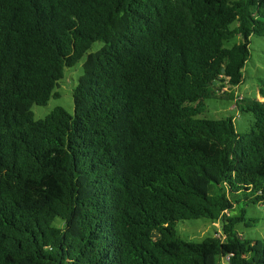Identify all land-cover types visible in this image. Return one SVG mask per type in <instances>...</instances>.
<instances>
[{
	"label": "trees",
	"instance_id": "obj_1",
	"mask_svg": "<svg viewBox=\"0 0 264 264\" xmlns=\"http://www.w3.org/2000/svg\"><path fill=\"white\" fill-rule=\"evenodd\" d=\"M252 35L264 0H0V264H264L236 228L264 206V77L247 131L199 116ZM84 55L73 112L34 119ZM197 218L221 230L178 235Z\"/></svg>",
	"mask_w": 264,
	"mask_h": 264
},
{
	"label": "rangeland",
	"instance_id": "obj_2",
	"mask_svg": "<svg viewBox=\"0 0 264 264\" xmlns=\"http://www.w3.org/2000/svg\"><path fill=\"white\" fill-rule=\"evenodd\" d=\"M239 41V37H234L227 45ZM101 42H95L88 51L98 49ZM84 55L76 64L71 67H65L63 78L59 81L56 90L60 96L58 98L51 97L45 105L33 104L31 111L34 119L43 118L54 107L62 106L67 112H73L72 90L75 87L78 77L82 74ZM264 77V35H252L249 42V56L243 68V81L237 87H229L227 82H221L223 85L221 91L217 95H221L223 99L209 98L204 101V112L200 117L221 118L232 116L236 129L239 132H245L252 124V116L248 112H241L235 107V100L241 98H254L257 96V83L259 79ZM232 91L233 98L228 99L226 93ZM220 97V98H221ZM232 97V96H230ZM244 103V102H241ZM241 197L243 195L241 194ZM238 207H244L248 218L254 219L248 221V224H237L236 228L245 238L254 241L264 242V206L248 204L244 199L238 201ZM176 230L179 236L188 241H200L205 236L214 235L221 230V221L211 220L207 218L178 220L176 222ZM254 244V243H252Z\"/></svg>",
	"mask_w": 264,
	"mask_h": 264
}]
</instances>
